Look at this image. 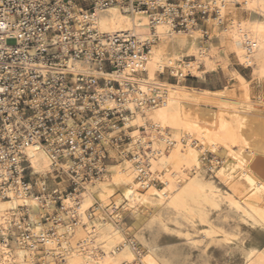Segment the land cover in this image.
<instances>
[{"label": "bare ground", "instance_id": "1", "mask_svg": "<svg viewBox=\"0 0 264 264\" xmlns=\"http://www.w3.org/2000/svg\"><path fill=\"white\" fill-rule=\"evenodd\" d=\"M194 1L202 6L208 2L209 11H217V18L209 13L203 19L210 29L208 39L203 38L197 24L177 31L159 22L152 33L148 17L140 10L127 13L113 7L96 15L94 23L102 32L132 30L141 39L150 34L157 38L150 46L143 65L145 75L135 96H150L156 86L161 100L140 108L128 101L130 114L122 125H115L107 133L112 136L122 129L128 137L124 150L116 145L108 147L113 158L122 152L121 161L107 163L103 178L60 195L61 207L54 196L45 194L11 192L9 198H0V234L5 239L0 242V264H167L154 246L143 242L142 250L133 247L134 235L127 237L119 225L121 214L111 215L121 203L135 217L140 216L139 224L158 222L168 228L166 221L175 225L186 222L191 229L177 232L191 245L216 236L227 242L231 234L215 226L210 215L221 204L264 226V140L259 138L254 122L260 115L256 107L264 106V91L258 101L252 99L251 80L236 69L229 71L230 79L236 82L234 87L213 90L187 85L184 78L175 82L162 80L159 74L165 75L166 66H176L192 77L228 69L217 55L223 51L239 65L249 67L254 78L264 80V0ZM213 36H218L217 47L210 43ZM74 66L86 69L78 62ZM107 102L115 104L113 100ZM127 151L132 156H125ZM208 151L212 158L206 156ZM24 152L34 174L61 183L56 176L60 170H68L67 158L53 164L46 147L37 141L26 145ZM206 158L208 168L226 189L201 177V163ZM155 179L160 187L154 185ZM90 208L91 215L87 212ZM164 208L173 213V219L161 215ZM22 209L34 232L45 227L43 215L57 218V223L48 220L55 233L45 240L44 253L6 240L8 232L14 234L10 221ZM72 216L77 222L70 229L62 221ZM196 222L202 225L200 229ZM194 228L197 230L192 231ZM244 258L243 264H264V248H251Z\"/></svg>", "mask_w": 264, "mask_h": 264}, {"label": "built area", "instance_id": "2", "mask_svg": "<svg viewBox=\"0 0 264 264\" xmlns=\"http://www.w3.org/2000/svg\"><path fill=\"white\" fill-rule=\"evenodd\" d=\"M113 7L127 13L142 11L152 33L159 22L177 31L200 23L205 39L210 29L203 19L208 13L217 18L215 8L209 11L210 3L202 6L194 0H0L1 199L9 198L11 192L45 194L54 196L61 207L58 188L49 187L45 178H32L24 147L33 141L41 143L53 164L67 158L68 170L60 171L70 183L67 193L75 192L83 189V183L104 177L106 162L112 158L108 147L124 150L123 142L128 140L124 131L107 133L130 114L128 101L140 108L161 100L156 86L150 96H135L157 38L150 34L141 39L132 30L100 31L94 18ZM75 62L86 69L75 67ZM165 68L175 81L192 77L176 66ZM108 100L115 104L108 105ZM117 155L123 154L118 151ZM125 156L132 154L127 151ZM41 220L45 227L34 232L22 209L10 221L15 235L8 232L6 240L13 237L20 246L44 253L45 240L55 233L48 220L58 221L50 214ZM62 222L71 229L77 219L66 217ZM4 240L0 234V242ZM131 243L139 249L136 241Z\"/></svg>", "mask_w": 264, "mask_h": 264}, {"label": "rangeland", "instance_id": "3", "mask_svg": "<svg viewBox=\"0 0 264 264\" xmlns=\"http://www.w3.org/2000/svg\"><path fill=\"white\" fill-rule=\"evenodd\" d=\"M80 4L84 5L82 2ZM243 15L244 14H241V17ZM211 16L213 17V15ZM196 27L202 28L200 23H197ZM217 39L218 36H213L210 40V43H213L214 47L219 45ZM217 55L221 61L226 62L229 70L226 68L209 70L203 73L202 77L185 78V84L211 90L224 88L226 85L228 87H234L236 82L234 79H230L229 71L236 69L242 73L246 79L251 80V98L258 101L260 99L259 95L264 91V80L254 78L250 68L239 65L231 55L227 57L223 51H219ZM187 58L188 57H185V59ZM160 79L175 82V80L168 77L166 74L164 76L161 75ZM256 109L259 111L260 115L258 116L259 118L256 117L254 120L255 128L259 133V138L264 140V106H257ZM127 142L128 140L123 142L124 147ZM206 153L208 158H212V154L209 151ZM120 161L121 157L115 154L114 158L112 157L106 163H118ZM209 164L207 158L202 160L200 169L201 177L205 180L214 181V184L221 190L226 189L224 184L217 179L213 170L208 168ZM56 177L58 180H61V183L55 182L49 176L43 177L38 174H34L32 178L34 180H42L45 178L49 187L58 188L61 192L60 195L63 194L62 196H64L70 191L68 177L61 171L57 173ZM153 183L157 187L161 186V183L156 179ZM117 194H119V192ZM123 205L124 204L121 203L117 210L111 215L116 212L121 214L122 219L119 225L123 229L125 235L127 237L134 235L133 238L141 250L143 248V242L154 246L159 256L165 259L167 264H243L247 250L251 248H264V226H260L249 221L245 217H241L234 210L229 209L226 204H221L219 209L210 211V215L211 221L215 226L222 227L231 234L227 242L219 241L218 239L220 237L216 236L214 240H202L197 245H191L183 235L177 232V230L180 229H191L186 222L180 221L182 223L181 225H175L171 221H166L168 228H164L162 224L158 222L146 221L139 224L140 216L135 217L131 213V210L129 208H123ZM139 210H142V207H139ZM29 215L31 216V214ZM161 215L166 219L174 218L173 213L166 208L161 211ZM195 224L197 229L202 227L198 222ZM196 228L192 229V231H196ZM12 235L14 236L15 233ZM9 239V244H11V242H13V244L16 242L13 237Z\"/></svg>", "mask_w": 264, "mask_h": 264}, {"label": "crops", "instance_id": "4", "mask_svg": "<svg viewBox=\"0 0 264 264\" xmlns=\"http://www.w3.org/2000/svg\"><path fill=\"white\" fill-rule=\"evenodd\" d=\"M195 87V86H194ZM198 88H201V87H198ZM207 89V88H206Z\"/></svg>", "mask_w": 264, "mask_h": 264}]
</instances>
